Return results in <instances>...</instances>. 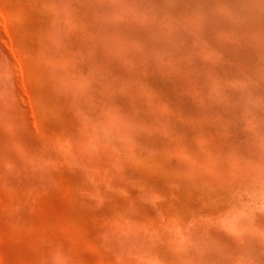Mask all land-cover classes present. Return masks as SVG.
<instances>
[{
  "label": "rangeland",
  "instance_id": "rangeland-1",
  "mask_svg": "<svg viewBox=\"0 0 264 264\" xmlns=\"http://www.w3.org/2000/svg\"><path fill=\"white\" fill-rule=\"evenodd\" d=\"M0 15V264H264V0Z\"/></svg>",
  "mask_w": 264,
  "mask_h": 264
},
{
  "label": "bare ground",
  "instance_id": "bare-ground-1",
  "mask_svg": "<svg viewBox=\"0 0 264 264\" xmlns=\"http://www.w3.org/2000/svg\"><path fill=\"white\" fill-rule=\"evenodd\" d=\"M2 13V12H1ZM1 16V15H0ZM2 20V19H1ZM19 70H20V68H19ZM19 73L21 74V70L19 71ZM73 244V243H72ZM72 247H75V244L72 246ZM78 248V247H77ZM74 249V248H73ZM75 253H76V251H75Z\"/></svg>",
  "mask_w": 264,
  "mask_h": 264
}]
</instances>
